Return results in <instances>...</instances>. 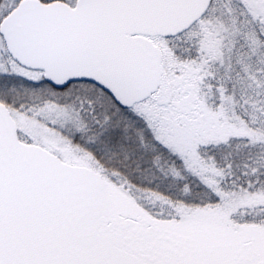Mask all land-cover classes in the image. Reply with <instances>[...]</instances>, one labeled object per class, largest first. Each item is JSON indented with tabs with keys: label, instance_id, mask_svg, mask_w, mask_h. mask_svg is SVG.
<instances>
[{
	"label": "snow or ice",
	"instance_id": "obj_1",
	"mask_svg": "<svg viewBox=\"0 0 264 264\" xmlns=\"http://www.w3.org/2000/svg\"><path fill=\"white\" fill-rule=\"evenodd\" d=\"M0 264H264V0H0Z\"/></svg>",
	"mask_w": 264,
	"mask_h": 264
}]
</instances>
